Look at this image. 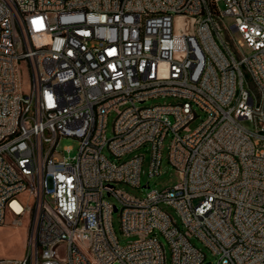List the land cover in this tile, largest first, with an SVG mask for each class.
<instances>
[{"label":"built area","instance_id":"obj_1","mask_svg":"<svg viewBox=\"0 0 264 264\" xmlns=\"http://www.w3.org/2000/svg\"><path fill=\"white\" fill-rule=\"evenodd\" d=\"M167 138L177 183L117 186L142 188L144 155L105 149L148 145L152 178ZM119 209L139 236L126 245ZM8 214L26 243L0 264H264V0H0V226Z\"/></svg>","mask_w":264,"mask_h":264},{"label":"rangeland","instance_id":"obj_2","mask_svg":"<svg viewBox=\"0 0 264 264\" xmlns=\"http://www.w3.org/2000/svg\"><path fill=\"white\" fill-rule=\"evenodd\" d=\"M221 6L224 7V3H221ZM177 19L175 21V24H177ZM190 22V21H188ZM226 22L228 25H233L235 23L234 18L228 16L226 18ZM234 36L236 39H241L242 35L239 32H235ZM247 52H250L249 48H246ZM19 87L21 91L27 92L30 88V74H29V69L28 65L24 61L19 62ZM172 100L171 98H158V99H153V100H148L145 104L146 105H152L156 102L162 103V102H167ZM200 112V111H199ZM116 117V112H113L112 114L109 115L108 117V129H107V135L108 137H111L113 134V122ZM204 119V115H201L200 117H197L191 124L190 127L192 129L198 127L202 120ZM245 124L248 127H251V123L246 121ZM169 138H167L164 141L163 144V161H162V168H161V174L156 175L154 177H150L148 175L149 171V163L151 159V153H150V148L149 146H143L137 150H135L132 153H129L125 156H123L121 159H116L114 156L110 155L108 149H105V154L110 157L114 162H121L124 160L129 159L135 154H143L144 155V163H143V170L144 173L142 174V188H136L130 185L126 184H118L117 186L126 189L127 191L131 192L132 194L142 197L145 195V193L154 188L161 189L166 186H172L173 184L177 183L179 181L178 173L174 169V167L171 165L168 159V148H169ZM79 140L73 137H64L60 140L57 151H58V156L60 158L65 156H71L73 157L74 155L77 154L78 148H79ZM67 146L72 147V150L70 152L66 151L65 148ZM147 182H149V186L147 185ZM108 199L113 202L117 203L115 198L112 196H108ZM164 209L170 212L174 217H176V213L171 208L170 206L163 205ZM12 221V216L10 214L7 215L6 217V224L0 226V258H21L24 255V248H25V243H26V235H27V226L28 222L25 220L24 225L15 227L11 225ZM180 223V222H179ZM113 224L115 231L117 233V237L120 241V244L126 245L129 242L136 241L139 239V236L137 235H126L122 232L120 226H121V214H120V209L118 211H115L113 213ZM160 240L163 241L165 244L167 251L170 255V250L168 243L166 242L165 238L159 234ZM193 243L198 246L199 248H202L206 255H207V261L214 260L215 257L211 254V251L206 248L201 241L198 239L194 238L192 239ZM61 257H64V251H61ZM118 264V263H114Z\"/></svg>","mask_w":264,"mask_h":264},{"label":"bare ground","instance_id":"obj_3","mask_svg":"<svg viewBox=\"0 0 264 264\" xmlns=\"http://www.w3.org/2000/svg\"><path fill=\"white\" fill-rule=\"evenodd\" d=\"M96 105H103V98H96Z\"/></svg>","mask_w":264,"mask_h":264}]
</instances>
